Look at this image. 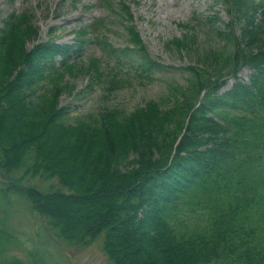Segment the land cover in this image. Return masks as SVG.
Here are the masks:
<instances>
[{"label":"trees","instance_id":"16d2710c","mask_svg":"<svg viewBox=\"0 0 264 264\" xmlns=\"http://www.w3.org/2000/svg\"><path fill=\"white\" fill-rule=\"evenodd\" d=\"M219 1L228 16L220 46H199L192 32L167 43L192 61L186 85L169 88L164 103L74 121L60 104L75 89L68 75L86 70L91 83L118 90L97 59L84 63L86 29L75 44H58L40 40L29 9L2 21L0 170L58 180L65 190L21 177L10 187L57 239L85 248L103 236L113 264H264V0ZM132 41L142 71L161 66L137 35ZM4 195L0 264H26L7 255L21 241Z\"/></svg>","mask_w":264,"mask_h":264},{"label":"rangeland","instance_id":"374dc122","mask_svg":"<svg viewBox=\"0 0 264 264\" xmlns=\"http://www.w3.org/2000/svg\"><path fill=\"white\" fill-rule=\"evenodd\" d=\"M28 9L36 14L41 41L54 39L58 44H75L77 31L86 29L88 35L80 37L87 42L80 49L84 63L97 59L106 69L108 79L117 82L118 90L109 94L100 82L91 83L86 70L68 75L65 81L75 89L72 93L65 92L60 104L69 107L73 121L98 116L106 107L118 106L130 112L150 100L164 103L169 88L186 85L192 78L186 69L192 61L167 43L192 32L199 46L218 47L221 42L217 31L228 21L225 6L219 0H0V24L12 13ZM212 15L217 20H208ZM134 35L149 57L161 66L145 72L138 67L142 57L132 41ZM61 57L57 56L56 63ZM250 74L245 68L240 77L248 81ZM233 83L230 80L224 90ZM20 177L22 185L36 186L41 191L65 190L57 179L25 178L23 170L6 175L0 170V196L5 194L9 224L21 241L8 248L9 257L17 256L26 264H35L38 257L48 264H113L103 252V236L85 248L57 239L49 230L47 219L34 215L16 190L10 188ZM0 212L1 218L6 216L1 200Z\"/></svg>","mask_w":264,"mask_h":264}]
</instances>
